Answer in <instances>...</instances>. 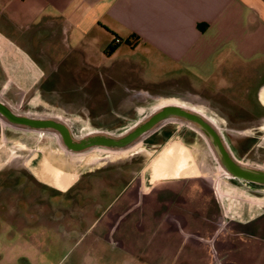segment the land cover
Instances as JSON below:
<instances>
[{"label": "crops", "instance_id": "crops-1", "mask_svg": "<svg viewBox=\"0 0 264 264\" xmlns=\"http://www.w3.org/2000/svg\"><path fill=\"white\" fill-rule=\"evenodd\" d=\"M0 53L49 105L95 120L146 96H192L224 116L264 106V0H0ZM178 145L190 153L192 140L179 133L155 151ZM145 168L104 176L117 190L79 189L88 199L70 220L0 205V264H46L52 238L79 249L74 264H244L222 252L237 244L264 264L263 196L232 217L198 171L150 182Z\"/></svg>", "mask_w": 264, "mask_h": 264}, {"label": "rangeland", "instance_id": "rangeland-1", "mask_svg": "<svg viewBox=\"0 0 264 264\" xmlns=\"http://www.w3.org/2000/svg\"><path fill=\"white\" fill-rule=\"evenodd\" d=\"M4 57L0 53V98L18 112L60 117L71 124L76 136H82L94 130H109L117 134L156 108L167 104L184 105L201 111L220 128L235 158L264 168V106L258 101L254 111L256 114L224 116L213 114L216 110L209 109L205 101L192 96L180 99L146 96L142 105L126 116L111 117V121L95 120L88 115L67 113L64 109L49 105L50 102L41 99L35 86L28 87L17 82L21 73L13 64H7ZM256 87L259 88V85ZM179 133L192 140L190 153L178 145L179 149L172 150L166 156L163 153L166 149L157 154V144ZM156 155L162 157L161 161L152 166ZM144 166L147 167L145 173L151 175L150 182L159 176L198 171L204 175L202 179L207 187L217 193V201L223 206L225 214L232 217H237L242 206L253 205L259 201L257 197H264L263 185L229 175L221 167L206 137L195 127L181 121L167 120L123 150L94 147L83 152H71L61 144L54 132L17 128L0 118V205L6 210L14 204L18 208L22 205V209L29 206L32 219L38 218L39 209L42 211L46 205L49 221L70 220L73 205L86 203L88 199L87 196L80 199L77 195L79 189H103L109 186L117 190L122 182L113 181L110 186L104 181V176L114 177L117 173L125 180ZM26 188L31 192L20 191ZM41 214L43 216V212ZM68 243L60 239L55 242L52 238L46 245V264H74L79 249ZM222 252L240 258L245 261L244 264H250L255 257L250 244H237ZM219 254L223 256L220 251L214 252V256Z\"/></svg>", "mask_w": 264, "mask_h": 264}, {"label": "water", "instance_id": "water-1", "mask_svg": "<svg viewBox=\"0 0 264 264\" xmlns=\"http://www.w3.org/2000/svg\"><path fill=\"white\" fill-rule=\"evenodd\" d=\"M0 118L15 127L54 132L62 145L71 152H83L94 147L123 150L136 144L163 122L181 121L195 127L206 137L221 167L229 175L264 186V168L249 165L235 158L220 129L209 117L192 107L179 104L163 105L117 134L95 130L76 136L64 119L57 116L18 112L1 98Z\"/></svg>", "mask_w": 264, "mask_h": 264}, {"label": "trees", "instance_id": "trees-1", "mask_svg": "<svg viewBox=\"0 0 264 264\" xmlns=\"http://www.w3.org/2000/svg\"><path fill=\"white\" fill-rule=\"evenodd\" d=\"M115 38H117V37H115ZM115 38H114V39H115ZM118 39H119V38H118ZM119 41H120V39H119ZM117 44H118V42H116V41L114 40L113 43H111L110 45L107 46V48L105 49V53H106V54H111V53L115 50Z\"/></svg>", "mask_w": 264, "mask_h": 264}, {"label": "flooded vegetation", "instance_id": "flooded-vegetation-1", "mask_svg": "<svg viewBox=\"0 0 264 264\" xmlns=\"http://www.w3.org/2000/svg\"><path fill=\"white\" fill-rule=\"evenodd\" d=\"M7 123V122H6ZM68 123V122H67ZM69 125H70V123H68ZM10 125V124H9ZM12 126V125H11ZM15 127V126H14ZM17 128H20V127H17ZM70 128H71V125H70ZM22 129H26V128H22ZM30 130H32V129H30ZM41 131V130H40ZM58 136V135H57ZM59 138V137H58ZM60 140V139H59ZM61 142V141H60ZM62 144V143H61ZM37 181H39V182H42V183H44V184H47L46 182H44L43 180H41V179H36ZM71 186V185H70ZM69 186V187H70ZM69 187L66 189V190H68L69 189ZM55 188V187H54ZM56 189H58V188H56ZM22 190H24V191H26V192H31V189H28V188H26V189H21V191ZM58 190H60V189H58ZM65 190V191H66ZM16 191V190H15ZM61 191V190H60ZM25 195V194H24Z\"/></svg>", "mask_w": 264, "mask_h": 264}, {"label": "bare ground", "instance_id": "bare-ground-1", "mask_svg": "<svg viewBox=\"0 0 264 264\" xmlns=\"http://www.w3.org/2000/svg\"><path fill=\"white\" fill-rule=\"evenodd\" d=\"M175 149H179L178 147L176 146H173V147H170V148H167L163 153L164 155L166 156L168 153H170L172 150H175ZM162 157H159L157 159H161Z\"/></svg>", "mask_w": 264, "mask_h": 264}, {"label": "built area", "instance_id": "built-area-1", "mask_svg": "<svg viewBox=\"0 0 264 264\" xmlns=\"http://www.w3.org/2000/svg\"><path fill=\"white\" fill-rule=\"evenodd\" d=\"M114 40H115L116 42H119V39H118V38H115Z\"/></svg>", "mask_w": 264, "mask_h": 264}]
</instances>
